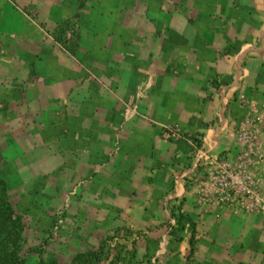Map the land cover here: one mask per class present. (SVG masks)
<instances>
[{
	"label": "crops",
	"instance_id": "1",
	"mask_svg": "<svg viewBox=\"0 0 264 264\" xmlns=\"http://www.w3.org/2000/svg\"><path fill=\"white\" fill-rule=\"evenodd\" d=\"M240 152L264 179V0H0V178L59 180L30 213L75 199V247L116 220L156 252L172 210L160 264H264V218L186 179Z\"/></svg>",
	"mask_w": 264,
	"mask_h": 264
},
{
	"label": "rangeland",
	"instance_id": "2",
	"mask_svg": "<svg viewBox=\"0 0 264 264\" xmlns=\"http://www.w3.org/2000/svg\"><path fill=\"white\" fill-rule=\"evenodd\" d=\"M46 31L67 52L75 55L74 19L58 24L53 31ZM0 179L5 182L13 214L19 219V225L22 227L21 241L16 251L19 258L26 264H160L157 251L160 246L161 251L168 248L171 233L177 226L176 224L170 231L167 217L161 228L162 234L158 242L157 254L150 250L142 232L120 226L116 220H112L106 229L96 231L95 235H91L88 243L86 241L75 247V228L72 224L66 227L70 223L69 220L75 216V199L65 203L69 205L67 210L61 203L62 195H53L58 201L54 202L50 210L41 211L40 203L36 201L41 189L48 188L51 193L57 190L56 186L61 184L59 180L56 178L38 179L32 184H25V179H17L14 181L15 190L9 193L7 180ZM197 185L195 181L194 186L198 190ZM36 202L39 203L36 205L38 207L36 212L30 213ZM167 213L168 216H173L172 210ZM45 215L51 219V223L42 224V227H39V218ZM175 216L178 217L177 214ZM59 227L65 228L66 233L57 236Z\"/></svg>",
	"mask_w": 264,
	"mask_h": 264
},
{
	"label": "built area",
	"instance_id": "3",
	"mask_svg": "<svg viewBox=\"0 0 264 264\" xmlns=\"http://www.w3.org/2000/svg\"><path fill=\"white\" fill-rule=\"evenodd\" d=\"M215 88L223 92L220 85L216 84ZM167 135L182 139L178 131L170 130ZM186 179L189 182L197 181V192L206 203L214 206L233 205L245 213L264 218V179L254 171L248 155L240 152L233 162H207L205 157L196 156L186 172ZM168 221L172 231L177 224V217L170 215Z\"/></svg>",
	"mask_w": 264,
	"mask_h": 264
},
{
	"label": "trees",
	"instance_id": "4",
	"mask_svg": "<svg viewBox=\"0 0 264 264\" xmlns=\"http://www.w3.org/2000/svg\"><path fill=\"white\" fill-rule=\"evenodd\" d=\"M191 139L200 147L196 139ZM21 232L22 227L19 225V219L13 214L5 182L0 179V264H26L16 251L21 241Z\"/></svg>",
	"mask_w": 264,
	"mask_h": 264
}]
</instances>
